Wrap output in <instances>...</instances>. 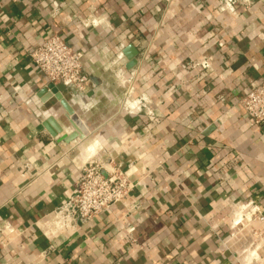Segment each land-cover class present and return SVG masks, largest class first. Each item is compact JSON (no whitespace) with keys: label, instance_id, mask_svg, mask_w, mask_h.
Segmentation results:
<instances>
[{"label":"crops","instance_id":"0c3cea01","mask_svg":"<svg viewBox=\"0 0 264 264\" xmlns=\"http://www.w3.org/2000/svg\"><path fill=\"white\" fill-rule=\"evenodd\" d=\"M225 1L0 0V224L18 231L0 243V264H264L255 238L264 222L232 227L236 203L253 199L264 213V125L257 132L240 106L264 79V0L234 11ZM53 33L85 52L91 88L62 95L86 132L43 92L50 83L31 60ZM189 60L213 70L188 82L179 64ZM132 69L133 96L146 95L153 114L124 105L119 75ZM51 115L78 135H51ZM99 143L100 159L134 162L137 207L117 203L75 230L43 231Z\"/></svg>","mask_w":264,"mask_h":264},{"label":"built area","instance_id":"2783aa9c","mask_svg":"<svg viewBox=\"0 0 264 264\" xmlns=\"http://www.w3.org/2000/svg\"><path fill=\"white\" fill-rule=\"evenodd\" d=\"M242 1L246 2V0L225 1L224 9L234 11L236 2L242 3ZM103 22L97 18L82 20L85 26L99 25ZM119 46L121 49L124 44L121 43ZM122 55L123 53H119V58H122ZM30 56L32 62L49 83L63 84L65 87L72 88L76 93H86L91 88V78L84 67L85 52L67 42L59 34L53 33L46 36L31 51ZM179 68V71L185 76L188 74V82H194L207 76L213 70L209 60H189L179 64ZM175 70L177 71V69ZM119 76L121 82L126 85L124 105L132 112L137 110L141 112L146 109L149 114H153L146 95L133 96L136 70H129L127 74L122 71ZM30 101L31 99H27V102ZM240 106L248 117L249 125L255 128L257 132H261L264 125V79L240 100ZM145 129L147 128L145 127ZM139 134L140 132L128 137L139 136ZM80 170L81 174L76 190L66 202L53 210L51 216L43 219L41 226L43 231L56 233L61 230H75L79 219L90 220L117 203H123L130 209L137 207L132 206L130 202L132 191L138 184L133 179L137 172L134 162H130L124 167L123 163H117L108 156L105 159L93 156L80 166ZM239 211L242 213L243 220L236 222ZM253 220L264 222V213L260 205L253 199L235 204L232 217L233 228ZM17 235L18 231L10 222L0 224V243L2 246H7L12 238ZM255 238L259 241L261 239L263 241L262 247H264V234L255 232ZM44 254L42 253V256Z\"/></svg>","mask_w":264,"mask_h":264},{"label":"water","instance_id":"95a60500","mask_svg":"<svg viewBox=\"0 0 264 264\" xmlns=\"http://www.w3.org/2000/svg\"><path fill=\"white\" fill-rule=\"evenodd\" d=\"M133 62H130L128 66H132ZM65 86L63 84H54L50 83L43 92L48 93V98L52 95H55L56 98L59 100L60 105L63 106L65 112L70 116V121L79 129L86 132V126L83 120L78 116L73 106L70 102L62 95V91L64 90ZM46 99V98H45ZM45 127L48 129L51 135L58 136L60 135L61 140L70 141L78 135V132L75 131L71 134L63 133V127L58 123L54 116H48L44 121Z\"/></svg>","mask_w":264,"mask_h":264},{"label":"rangeland","instance_id":"374dc122","mask_svg":"<svg viewBox=\"0 0 264 264\" xmlns=\"http://www.w3.org/2000/svg\"><path fill=\"white\" fill-rule=\"evenodd\" d=\"M90 144V143H89ZM99 148H100V151H98V153H92L91 154V156L90 157H93V156H96V157H98L99 159H100V157L101 156H98L99 155V153H101V152H103L102 150V145L99 143ZM73 154L74 155H80L79 156V158H81V160L83 159V151H82V149H81V147L79 146L78 148L76 147L74 150H73ZM89 157V158H90ZM85 160H87V159H85ZM84 159H83V161H85Z\"/></svg>","mask_w":264,"mask_h":264},{"label":"bare ground","instance_id":"6f19581e","mask_svg":"<svg viewBox=\"0 0 264 264\" xmlns=\"http://www.w3.org/2000/svg\"><path fill=\"white\" fill-rule=\"evenodd\" d=\"M94 150H95V149H94L93 147H89V148H85L84 152L89 153V152H93ZM84 158H85V156H84ZM238 213H241V212H238ZM239 215H240V214H239ZM240 216H241V215H240ZM236 219H237V218H236ZM238 219H239V218H238ZM239 220H240V219H239ZM239 220H238V221H239ZM259 244H260V243H259ZM256 245H257V244H256ZM256 245H255V246H256ZM251 246H252V245H251ZM251 246H250V247H251ZM248 247H249V246H248ZM253 247H254V246H253ZM253 247H252V248H253ZM252 248H251V249H252ZM254 248H255V247H254ZM246 249H247V251H248V248H246ZM251 249H249V251H250ZM255 249H256V248H255ZM249 251H248V252H249ZM253 253H255V252H253ZM251 256H252V255H251ZM243 257H244V255H243ZM245 259H246V257H245ZM248 261H249V260H248Z\"/></svg>","mask_w":264,"mask_h":264}]
</instances>
